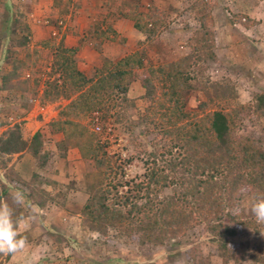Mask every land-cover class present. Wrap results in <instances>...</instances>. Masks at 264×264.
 I'll return each mask as SVG.
<instances>
[{"label":"trees","instance_id":"trees-1","mask_svg":"<svg viewBox=\"0 0 264 264\" xmlns=\"http://www.w3.org/2000/svg\"><path fill=\"white\" fill-rule=\"evenodd\" d=\"M114 5L117 15L130 20L145 41L164 27L158 5L144 11L125 0ZM205 5L191 4V9L204 12L196 18L198 27L187 51L155 65L146 64L142 52L135 49L114 61L102 58L101 65L87 75L76 66L77 46L64 47L60 38L42 40L40 46L52 50V59L51 79L43 81L40 91L31 86L24 71L33 82L41 48H28L27 37L21 35L7 42L9 47H22L24 55L21 60L13 58L9 69L0 74V90L17 91L22 109L34 99L40 104L65 101L48 121L47 130L60 132L57 146L76 148L83 163L87 196L79 209L82 228L100 236L113 230L138 246H157L203 224L217 257L223 262L239 261L244 250L235 236L252 223L239 203L245 194L254 201L264 196V145L258 138L234 135V131L245 117L264 116V92L253 93L249 102L242 103L229 80H201L207 64L216 63L213 17ZM60 28L56 26V33ZM91 32L101 41L117 36L110 25L99 24ZM134 83L141 93L132 92ZM187 92L201 94L195 111L185 108ZM131 107L135 117L128 118ZM20 124L14 122L0 132V168L8 181H20L28 189V205L33 203L37 210L52 200L35 181L37 174L32 173L28 183L7 166L16 153H28L39 166L47 159L40 132L23 138ZM115 143L119 150L112 148ZM133 149L134 154H127ZM133 159L142 170L133 169L127 176L124 167ZM10 192L0 183V202L7 201L13 208L14 219L20 222L35 213V208L13 204ZM187 252L185 264H213L198 248ZM9 257L0 255V264Z\"/></svg>","mask_w":264,"mask_h":264},{"label":"rangeland","instance_id":"rangeland-1","mask_svg":"<svg viewBox=\"0 0 264 264\" xmlns=\"http://www.w3.org/2000/svg\"><path fill=\"white\" fill-rule=\"evenodd\" d=\"M125 1L136 3L142 11L149 5H158L163 10L164 27L150 41H145L142 34L140 36L143 39L129 38L130 41L126 43L121 36L115 37L117 38L115 43L119 46L126 47L127 50L137 49L141 51L146 64L155 65L170 61L187 51V44L193 37V30L198 27L196 18L201 12H204L201 10L199 14L194 7L191 9V4L200 1V6L201 4H206L204 8L210 9L213 17V49L216 50V54L214 53L216 63L207 64L201 80L205 78L208 80L227 79L233 83L231 80L233 76L235 78L240 73L243 79V74L245 76L250 74L248 69L243 72L240 70L228 72L227 69H224L225 57H227L225 54L226 50H224L226 46L224 42L227 40L232 41V45L241 42L243 51L245 50V43L250 46L248 55L246 54L247 59H253L250 53L253 52L257 42L261 44L264 37H262L263 35L259 36L260 34L256 33L255 28H250L256 26L259 23L258 20L264 21V0ZM117 2L119 0H0V74L9 69L13 58L17 60L23 58H18L24 55L22 47H9L7 42L24 35L27 37L26 46L28 48H41L34 66V70L37 73L36 80L34 79L32 82V76L29 75L27 70L24 71V75L29 79L31 86L40 91L43 81L51 79L50 63L52 59V50L48 47H41L40 42L45 39H52V37L57 41L60 33L55 32L56 26H61V28L64 25L65 27L69 26V22L74 15H81L85 22L89 21L90 30L99 26V24L103 27L111 25L113 22L115 24V20L118 17L117 11L114 10V4H117ZM81 7H83L82 12L78 10ZM246 11L248 13L251 12L250 14L253 16L257 14L256 19L250 18ZM218 12L221 15L220 17L224 14L229 18V22L232 20L231 23L238 24L237 29L240 31H229L223 28L221 23L214 21V17ZM244 17L247 18L244 21L246 24L243 23ZM51 27L55 31L51 30ZM29 28H33V31L37 29L38 32L34 34ZM246 28L250 30L245 32L244 29ZM227 33L231 34V39L227 36ZM240 34H243L245 38L241 37ZM38 35L45 37L41 39ZM98 40L91 32V34L80 37L78 41H81L80 43L85 45V47H90L96 52V48L98 49L99 47ZM238 52H241V50H238ZM84 60L83 58L80 59L83 64L86 63ZM260 68L264 71V67L260 65ZM93 70L94 67L85 74H91ZM243 82L245 85L244 83H238L241 94L236 91L237 101L242 103L249 102L252 94L255 93L250 84ZM233 85L235 87L234 83ZM245 86L247 87L245 88ZM132 92L135 94L141 93V88L137 83H134ZM129 94L131 95L132 93L130 92ZM184 98H186L185 108L195 111L196 102L201 98V94L187 92L184 94ZM20 101L21 97L17 91L0 90V132L13 121L21 122L19 118L25 113L26 108L22 109L19 106ZM33 101L38 102L37 99H34L30 103ZM136 103L138 102L136 101ZM126 115L128 118H130V115L135 117L132 107L127 109ZM29 130L31 129L25 128L23 133L27 134ZM40 134L42 153L47 157L43 165L39 166L34 158L28 153H24L27 157L30 156L27 161L22 164H16L23 154L11 155L7 161V166L13 172L19 171L18 175L21 179L28 183L31 174L36 173L38 178L35 181L39 182L40 186L50 194L52 200L56 203L52 202V200L51 202L47 201L48 203L43 208L36 210V206L33 203L28 205V199L26 198L23 207L35 208L36 211L21 220L18 227L20 230L26 228L31 239L28 240L26 248L19 252L15 260H9L8 258L2 264H185L187 262L185 259L188 255L187 251L191 248H198L205 255V258L213 264H264V234H262L264 233V224L257 223L251 213L250 208L254 200L249 194L243 195L239 203L240 210L252 221L251 224L244 226L239 234L235 236L236 239L242 242L244 250L239 261L229 260L223 262L221 258L217 257L209 239L210 232L205 230L203 224H196L187 229L184 234L168 239L157 246H138L134 241L128 242L116 236L113 230H110L107 236H100L96 232L82 228L79 209L87 193L84 182L85 169L78 151L74 147L63 149L57 146L59 140L54 141L57 137L51 136L53 133H50L47 128L42 130ZM241 134H249L258 138L264 145V116L260 118H252L251 116L242 119L240 126L234 131V135ZM113 135L114 133L111 132L108 138L113 140ZM119 136L123 137L124 135L120 134ZM148 136H151V134ZM112 148L119 150V146L116 143L112 145ZM127 154H134V149ZM139 158L142 157L139 156ZM126 166L124 169L127 176L128 174L131 175L133 169L142 170L137 159H133ZM0 183L5 184L11 192L21 190L25 193V196L27 195L28 189L20 181H8L4 177V171L1 168ZM61 199L63 204L66 200L67 206L64 208L57 205V201L61 202ZM48 231L59 235L62 239L50 237L47 233Z\"/></svg>","mask_w":264,"mask_h":264},{"label":"crops","instance_id":"crops-1","mask_svg":"<svg viewBox=\"0 0 264 264\" xmlns=\"http://www.w3.org/2000/svg\"><path fill=\"white\" fill-rule=\"evenodd\" d=\"M78 10H80V12H82L83 7L79 8ZM250 13H248L246 11V14L250 18H255L257 16V14H256V16H253ZM218 14H219V12H218ZM218 14L216 13V16L214 17V21L216 20L217 22L221 23L223 28H225L229 31H232V30H236L238 32L240 31L237 29V27L239 26L238 24L236 25V24L229 22V18H227L226 15L223 14L222 17H220L221 15L220 14L218 15ZM86 16H87V14H86ZM117 17H118V19L115 20L116 21L115 24L113 22L110 25L111 28L115 31L117 38L121 36L122 38H124L125 43L127 41L128 42L130 41L129 38L130 39H136V40L137 39H143V37L140 36V33L137 32L132 27L130 20H128L126 18H122L119 15H117ZM258 21H259V23L250 29L255 28L256 33L260 34L259 36L263 35L262 37H264V21H262V20H258ZM88 23H89V21L85 22L83 20V18H81V15H79V16L74 15L72 17V20H70V22H69L70 25L67 27H65V25H64L62 28H60V31H59V33H60L59 38H60V42H61L62 46H64V47L77 46V51L74 55L75 62H76L77 68L80 71H82L83 73H86L89 70H92V67H94V68L99 67L101 65V59L102 58H108V59L114 61V60L122 57L126 53H129V52L134 50V49L127 50L126 47L119 46L118 44H116L115 42H117L116 41L117 38H115L114 40H103V41H101L99 39L97 42L99 44L98 45L99 47H98V49L96 48V52L93 51L92 48H90V47L89 48L85 47V45L80 43L81 41L79 42L78 40H80V37L91 34V31H92V30H90L91 26ZM101 27H103V26H101ZM29 29L34 34L36 32H38L37 29H36V31H33L32 30L33 28H29ZM250 29L246 28V29H244V31L247 32ZM51 30L55 31V29L53 27H51ZM55 32H57V31H55ZM77 33H78V35H76ZM227 34H228L227 36L231 39L232 38L231 34L230 33H227ZM240 36L245 38V36H243V34H240ZM38 37H41V39H44L45 36L38 35ZM224 43L226 44V46L224 47V50H226L225 54L227 55V57H225L224 69H227L228 72L239 71V70L243 72L245 69H248V72L250 73L248 76H245L243 74V79H242L240 73L237 74L235 78H234V76H233V78H231L232 82L235 84L236 91L238 93H240L239 84L244 83L243 81H245L252 86V88L255 90V93L256 92H264V71H262V68H260V65H261V67H264V61H262L264 59V40L261 42V44H259V42H257V45L254 47L253 52L250 53L251 57L253 58L252 60L247 59L246 54L248 55V48H250V46H247L244 43V41H243L244 48H245L244 51L241 49V47H242L241 42L237 43L235 45H232V41L227 40ZM237 46L239 47L238 49H237ZM238 50H241L242 53L238 52ZM215 51L216 50L213 49V52L216 54ZM22 57H23V55L19 56L18 58L21 59ZM81 58L85 59L84 60L86 62L85 64H83V62L80 61ZM244 85H245V83H244ZM246 87L247 86H245V88ZM60 103H65V101L60 100L57 102L46 103V104H42V105L39 104L37 101H33L32 103H30L27 106V108L25 109V113H23L22 117L19 118L21 123H22V125H21L22 127L20 126L22 137L23 138H29L35 131H38L41 133L42 130H45L47 128L48 121L53 119L56 116L57 107ZM12 123H14V121ZM11 124H9L7 126H10ZM25 128L31 129V130H29L27 134H24L23 132H24ZM53 135L57 137L54 141H58V140L60 141L62 139V135L60 132H55V133L51 134V136H53ZM12 155L17 156L18 154L16 153V154H12ZM20 155H22V156L16 164H22L24 161H27L30 157V156L27 157V155H24V153H20ZM18 172H15V173L18 174ZM49 202H51V201H49ZM52 202L56 203L54 200H52ZM46 203H48V202H46ZM57 205L59 207H63V208L66 207L67 206L66 200H65L64 204H63V200L61 202L57 201ZM38 209H40V208H38ZM21 231H25V230H21ZM25 232L27 234V241H28L29 239H31V236H29L30 234H29L28 230H26ZM18 255H19V252L16 254L10 255L9 260H13V259L15 260L18 257Z\"/></svg>","mask_w":264,"mask_h":264},{"label":"clouds","instance_id":"clouds-1","mask_svg":"<svg viewBox=\"0 0 264 264\" xmlns=\"http://www.w3.org/2000/svg\"><path fill=\"white\" fill-rule=\"evenodd\" d=\"M12 203L22 206L26 196L21 190L10 192ZM251 213L259 224H264V196H258L252 203ZM239 213V209L234 211V215ZM19 220L14 219V210L7 201L0 202V255L10 256L21 252L27 246V237L19 229ZM27 230L26 228L24 229ZM264 234V233H262Z\"/></svg>","mask_w":264,"mask_h":264},{"label":"built area","instance_id":"built-area-1","mask_svg":"<svg viewBox=\"0 0 264 264\" xmlns=\"http://www.w3.org/2000/svg\"><path fill=\"white\" fill-rule=\"evenodd\" d=\"M95 128H97V127H95Z\"/></svg>","mask_w":264,"mask_h":264}]
</instances>
